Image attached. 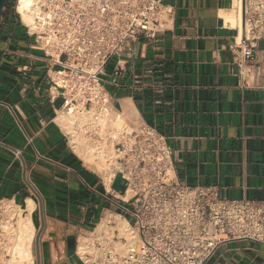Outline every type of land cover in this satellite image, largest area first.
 I'll return each instance as SVG.
<instances>
[{"label":"crops","instance_id":"1","mask_svg":"<svg viewBox=\"0 0 264 264\" xmlns=\"http://www.w3.org/2000/svg\"><path fill=\"white\" fill-rule=\"evenodd\" d=\"M239 4L166 0L171 13L165 30L140 37L131 51L111 60L106 89L119 115L127 106L136 110L135 123L128 125H149L166 138L180 184L264 202V40L243 81L234 46L242 39ZM224 12L234 13L235 26L225 24ZM45 64L42 48L19 20L5 19L0 200L23 210L26 199L35 202L33 264H82L78 247L100 232L109 213L128 222L120 209L123 187L119 177H108L72 148L57 121L62 101L49 95L55 70L48 74ZM206 264H264V241L227 242Z\"/></svg>","mask_w":264,"mask_h":264},{"label":"built area","instance_id":"2","mask_svg":"<svg viewBox=\"0 0 264 264\" xmlns=\"http://www.w3.org/2000/svg\"><path fill=\"white\" fill-rule=\"evenodd\" d=\"M165 2L36 0L31 26L17 12L43 50L47 73L55 70L49 95L61 99L60 114L86 113L87 144L112 150L105 172L120 178V209L138 240L130 243L110 221L78 247L82 264H206L227 242L264 241V202L226 199L215 187L180 184L166 138L145 124L123 129L112 106L105 81L109 62L131 51L140 37L165 30L162 18L171 13ZM237 20L242 39L234 46L244 81L256 61L254 49L264 40V0H240ZM9 207L0 200V264H15L19 215Z\"/></svg>","mask_w":264,"mask_h":264},{"label":"bare ground","instance_id":"3","mask_svg":"<svg viewBox=\"0 0 264 264\" xmlns=\"http://www.w3.org/2000/svg\"><path fill=\"white\" fill-rule=\"evenodd\" d=\"M35 2L36 0H17V12L22 15L23 22L29 26L33 24L34 18L32 7L34 6ZM222 18L224 19L226 25H236L235 15L233 12L222 13ZM124 114L128 115L129 117H134L136 114V110H134L132 106H127L125 107ZM57 118L59 124L70 135V141L76 153L86 158L87 160H94L97 162V164H102L103 161L106 159V156L108 155V151L112 150L108 149V147L106 146L96 147L94 145L87 144V139L85 137V127L89 124L90 116H88L84 112H70L65 115L59 113V117ZM123 119L124 118H122V115L120 114V124H122ZM8 205L10 206L8 208L9 211L13 213L20 212L19 219L17 222V233L15 237V255L13 258L14 263L24 264V262L27 260V264H33V243L35 239L36 229L32 220V214L36 208V204L32 199L29 198L26 199V209L24 210L21 209L19 206L15 205L12 201H8ZM25 210L28 212V216H26L27 218L22 217ZM111 217H114L116 219V229L120 231V234L129 238L130 243L136 244L138 240L131 226L124 218L118 215L109 213L106 220L104 222L102 221L103 223L100 224L101 226L99 227L98 231L101 232L106 229V222H109Z\"/></svg>","mask_w":264,"mask_h":264},{"label":"rangeland","instance_id":"4","mask_svg":"<svg viewBox=\"0 0 264 264\" xmlns=\"http://www.w3.org/2000/svg\"><path fill=\"white\" fill-rule=\"evenodd\" d=\"M16 5H17V0H13L12 1V7H11V9H10V12H12L13 13V15L14 16H16L17 17V19H19V16L17 15V10H16ZM164 21L165 20H167V16L166 15H164L163 16V18H162ZM125 113V112H124ZM122 118H124L123 119V129H125L126 127L127 128H129L130 126H132V125H134V126H136L135 124H131V125H128L127 123H135V120H136V118L135 117H129L128 115H126V114H124L123 116H122ZM127 122V123H126ZM121 123V122H120ZM109 153V152H108ZM84 158V157H83ZM86 159V158H85ZM87 160V159H86ZM90 164H92V165H95L96 167H97V169L99 170V171H103L104 169L106 170L107 169V165H106V163H105V161H103V163L101 164V163H98L97 164V162L96 161H94V160H87ZM95 163H94V162ZM17 214L18 215H20V212H17ZM36 238V237H35ZM35 242V241H34ZM33 249H34V244H33ZM34 252V251H33ZM28 263H29V261H28ZM24 264H27V260L24 262Z\"/></svg>","mask_w":264,"mask_h":264},{"label":"water","instance_id":"5","mask_svg":"<svg viewBox=\"0 0 264 264\" xmlns=\"http://www.w3.org/2000/svg\"><path fill=\"white\" fill-rule=\"evenodd\" d=\"M10 2H11V0H0V29H1V25H2V19L4 16V12H5V10L8 7Z\"/></svg>","mask_w":264,"mask_h":264},{"label":"trees","instance_id":"6","mask_svg":"<svg viewBox=\"0 0 264 264\" xmlns=\"http://www.w3.org/2000/svg\"><path fill=\"white\" fill-rule=\"evenodd\" d=\"M12 1L13 0H11V2L9 3V5H8V7L6 8V10H5V12H4V16H3V19H2V24H3V22L5 21V19H7V18H16L17 19V17L16 16H14L13 15V13L12 12H10V9H11V7H12ZM19 20V19H18ZM2 26V25H1Z\"/></svg>","mask_w":264,"mask_h":264}]
</instances>
